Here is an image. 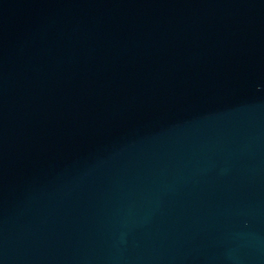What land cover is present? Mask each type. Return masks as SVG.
Listing matches in <instances>:
<instances>
[{
    "label": "water",
    "instance_id": "1",
    "mask_svg": "<svg viewBox=\"0 0 264 264\" xmlns=\"http://www.w3.org/2000/svg\"><path fill=\"white\" fill-rule=\"evenodd\" d=\"M0 264H264V0H0Z\"/></svg>",
    "mask_w": 264,
    "mask_h": 264
}]
</instances>
